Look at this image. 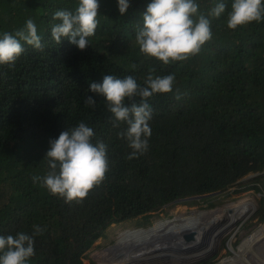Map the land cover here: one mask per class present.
<instances>
[{"label": "trees", "instance_id": "obj_1", "mask_svg": "<svg viewBox=\"0 0 264 264\" xmlns=\"http://www.w3.org/2000/svg\"><path fill=\"white\" fill-rule=\"evenodd\" d=\"M149 2L129 0L121 15L117 0H98L99 26L80 50L67 38L57 44L51 37L58 23L53 14L75 11L77 0H0V33H14L31 18L44 45L40 51L24 44L14 68L0 65V235L43 227L29 264H84L110 223L140 217L136 226L149 224L150 212L188 196L211 193L200 199L212 206L218 193L253 189L264 218V21L229 29L232 0H223L228 8L220 18L209 16L212 39L199 54L165 66L141 54L135 42ZM197 2L207 15L220 0ZM152 68L154 75L175 74V84L148 99V148L128 159L132 149L117 136L127 125L113 127L104 99L88 86L103 75H131L143 84ZM89 95L94 109L85 105ZM81 121L93 128V143L107 145L108 171L82 202L65 203L31 177L48 171L49 139Z\"/></svg>", "mask_w": 264, "mask_h": 264}, {"label": "clouds", "instance_id": "obj_2", "mask_svg": "<svg viewBox=\"0 0 264 264\" xmlns=\"http://www.w3.org/2000/svg\"><path fill=\"white\" fill-rule=\"evenodd\" d=\"M117 7L123 15L130 7L129 0H117ZM227 8L220 0L206 15L199 10L197 0H150L140 14L135 42L141 54L165 66L183 62L198 55L202 46L212 39L209 16L220 18ZM98 9V0H77L75 11H56L53 19L58 23L52 25L51 37L57 44L67 38L78 49L84 50L89 46V37L96 34L99 26ZM262 21L264 0H232L226 20L229 29ZM24 44L44 50L31 18L14 33H0V65L14 68L25 50ZM135 67L133 64L132 68ZM154 73V68L149 69L143 84L131 75L124 78L103 75L101 81L91 82L88 86L91 93L104 99L112 114L113 127H119L121 123L127 125L117 136L125 139L132 149L128 159L143 154L148 148L149 121L153 113L148 99L155 94L171 92L175 84V74ZM137 97L140 98L139 104L136 103ZM96 102L89 95L85 105L94 109ZM94 136L93 128L81 121L61 131L57 138L49 139L44 156L48 171L44 176H32L33 182L40 183L50 194L63 198L65 203L82 202L94 187L103 182L108 171L107 145L102 140L93 143ZM44 231L43 227L33 225L31 234L21 231L15 235H0V264H29L30 258L36 254L35 237Z\"/></svg>", "mask_w": 264, "mask_h": 264}, {"label": "bare ground", "instance_id": "obj_3", "mask_svg": "<svg viewBox=\"0 0 264 264\" xmlns=\"http://www.w3.org/2000/svg\"><path fill=\"white\" fill-rule=\"evenodd\" d=\"M254 207L255 199L246 196L237 201L224 203L223 206L214 209H195L190 213L181 212L173 218L157 221L148 229H125L119 233L116 238V243L99 251L96 256H98L101 264H166L165 260L153 262V254L158 253L156 250H160L162 245L158 244L154 246L158 249H153V246L152 249H150L148 247H143L140 243L143 240L146 241L152 238L154 235L173 233L174 237L171 239V242L174 244L178 243V247L184 245L191 246L194 243L195 245L192 249H189L190 252L193 253L192 256L188 257L187 255L190 252H184L181 253L184 256L181 261L179 256H175L177 259L172 261L174 263H183V259L184 261L186 259L192 261L208 253L221 235L230 232V230L237 231L238 226H236V223L245 221L253 212ZM207 234L208 237L206 236ZM234 234L235 231L230 234L231 239H233ZM206 237L207 241L204 242ZM196 242L201 243L196 244ZM251 243H258L264 248V226H259L250 236L245 237L242 244L240 242L241 246L239 250H234L232 246H229L230 249H233V255L219 260L217 264H251L247 259L242 260L243 262L240 260L238 261V257L241 256L242 250ZM164 251L165 250H161V252ZM257 254L263 255L262 257H258L259 261L257 262H259V264H264V251L258 252L257 250ZM144 257H148L149 259L153 257L151 263L147 262L148 259L145 260Z\"/></svg>", "mask_w": 264, "mask_h": 264}, {"label": "rangeland", "instance_id": "obj_4", "mask_svg": "<svg viewBox=\"0 0 264 264\" xmlns=\"http://www.w3.org/2000/svg\"><path fill=\"white\" fill-rule=\"evenodd\" d=\"M254 174L255 173H250L246 176H243L240 180L244 181L250 178L251 176H253ZM234 188H236V185L231 186L230 190ZM216 195L219 197V201L216 205H212V206L207 205V200L200 199L202 197L196 198L199 199L197 203H190V202L184 203L183 201L185 200L183 201L177 200L174 203H172L170 206H166L163 210L150 212L151 215L150 219H152V222L146 225L145 224L141 225V223H139L140 225L138 227H147L149 225L156 223L157 221L164 220L166 218H173L181 212L190 213L195 209H207V210L214 209L223 206L224 203L226 204L227 202L230 201H237L242 197H246V196L253 197L255 199V207L253 209V212L242 223L240 222L236 223V226H238L237 231L230 230V232L221 235L219 237V240H217V242H215L213 247L210 248L208 255H206L201 259L195 260L194 263H192V264H199L204 261H209L207 262V264H217L219 260H222L228 256L233 255V251L229 248V246H232L234 250H239L242 241L245 237L250 236L253 232H255L258 229L259 226H264V218H260L259 213L257 211V209L259 208L257 201L259 193L255 192L253 189H245L239 192L238 191L230 192L227 194L225 192H221ZM138 218L140 217H132L122 222L110 223L106 228L105 234L103 236L98 237L86 252L85 256L83 257L84 264H88L90 259H93L96 262V264H101L96 254L99 251L106 249V247L109 246L110 244L112 245V243L116 240V238L118 237L121 231L125 229L133 228L136 225H138L136 223V220ZM233 231H235V234L233 236V239H231L230 234ZM257 250L258 252H261L264 251V248L260 246L258 243L257 244L251 243L245 246V248L241 252V256L238 257V261L247 259L251 264H259V262H257L259 261L258 257H262L263 255L257 254ZM179 264H189V263H179Z\"/></svg>", "mask_w": 264, "mask_h": 264}, {"label": "water", "instance_id": "obj_5", "mask_svg": "<svg viewBox=\"0 0 264 264\" xmlns=\"http://www.w3.org/2000/svg\"><path fill=\"white\" fill-rule=\"evenodd\" d=\"M218 191L216 192H212V193H217ZM211 193H205V194H199V195H195V196H188V197H184L183 200H186V199H190V198H199V197H203V196H206V195H209ZM152 225H149L147 227H135V228H130L132 230H135V229H144V228H150L152 227ZM208 237V234L206 235ZM174 237V234L173 233H169V234H164V235H154L152 238L148 239V240H143L141 241V245L143 247H148L150 249H152V246H157L158 244L159 245H162V247L160 248V250H156L158 253L156 254H153V257H154V261L153 262H161V261H164L165 260V263L166 264H169V263H174L172 260H175L177 258H175V256H179L180 258V261L181 259L184 257L181 253H184V252H190L189 249H192V247L195 245V243L193 245H189V246H180L178 247L177 244H174L171 242V239ZM207 237L205 238L204 242L207 241ZM194 239V238H193ZM117 239L112 243H116ZM145 241V242H144ZM199 241V239H198ZM202 242V241H201ZM201 242H196L197 243H201ZM111 245V244H110ZM153 249H158L156 247H154ZM161 250H165L164 252H161ZM233 251V249H231ZM193 253L190 252L187 256L190 257L192 256ZM206 255H208V253H206L204 256H200L199 258L197 259H194V260H185L183 259V263H189V264H192L194 263L195 260H198V259H201L203 257H205ZM151 256V255H150ZM149 257V256H148ZM148 257H144L145 260L148 259L147 262L151 263V259H149ZM179 263H182V262H177V263H174V264H179Z\"/></svg>", "mask_w": 264, "mask_h": 264}]
</instances>
